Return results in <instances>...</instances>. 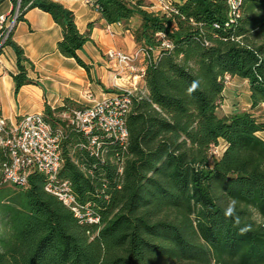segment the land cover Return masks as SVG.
Instances as JSON below:
<instances>
[{"label":"trees","instance_id":"obj_1","mask_svg":"<svg viewBox=\"0 0 264 264\" xmlns=\"http://www.w3.org/2000/svg\"><path fill=\"white\" fill-rule=\"evenodd\" d=\"M90 1L108 25L139 22L132 33L146 70L125 116L127 140L99 135L100 147L91 146L61 118L83 106L45 104L43 118L62 135L58 181L96 221L75 218L45 191L42 174L0 181V264H264V120L252 112L264 111V0H242L232 23L226 0H173L168 13L148 11L145 0ZM35 8L60 27L57 51L89 74L77 55L89 29L81 33L52 0H20L17 23ZM12 34L3 48L16 56V93L36 82ZM232 77L247 82L250 108L221 117ZM220 145L221 155L211 154ZM232 197L239 227L223 216Z\"/></svg>","mask_w":264,"mask_h":264},{"label":"crops","instance_id":"obj_2","mask_svg":"<svg viewBox=\"0 0 264 264\" xmlns=\"http://www.w3.org/2000/svg\"><path fill=\"white\" fill-rule=\"evenodd\" d=\"M52 1L73 13L81 33L89 29L90 41L77 51L78 57L88 66L89 74L74 59L63 57L57 51L61 29L52 17L37 8L28 10L23 20L16 24L12 40L33 65V69L26 65L27 76L36 83L24 85L15 93L11 77L17 72L15 53L8 46L0 52V113L10 125L25 114H42L45 104L58 108L64 105L65 100H70L88 107L93 101L86 98V93H92L94 100L114 94L117 92L113 88L115 66L106 58L107 52L116 50L130 54L138 47L132 33L139 25L137 19H132L127 28L118 24L108 25L94 5H87L83 0ZM11 10L10 0H0V15H8ZM147 10L155 11L153 7ZM233 78L237 77L229 79ZM121 82L128 83L125 80ZM140 86L144 89L143 82ZM247 94L249 98V90ZM69 109L74 107L66 110ZM255 111L258 109L252 112L255 114Z\"/></svg>","mask_w":264,"mask_h":264},{"label":"built area","instance_id":"obj_3","mask_svg":"<svg viewBox=\"0 0 264 264\" xmlns=\"http://www.w3.org/2000/svg\"><path fill=\"white\" fill-rule=\"evenodd\" d=\"M172 1L153 0L152 7L155 12L168 13L171 11ZM241 1L226 0L229 23L239 16ZM19 2L17 0L12 13L0 15V52L17 24ZM83 2L92 5L90 0ZM106 58L115 66L113 79L116 82L113 88L117 92L100 100H94L92 93L88 92L86 98L93 101L92 105L82 109H69L61 114V118L89 138L90 145L96 148L100 147L99 135L118 140L122 144L126 142L125 116L130 109L131 98L136 94L138 85L143 82L147 53L141 47L130 54L110 50ZM227 79L229 78L226 81ZM121 80L127 81V85L119 84L118 81ZM61 138V133L53 130L42 114H25L14 125H10L0 113V181L23 185L30 173L42 174L46 180L44 189L47 193L55 196L75 218L94 222L96 218L82 214L83 208L71 192L69 183L58 181L62 166ZM217 149H212L211 154L215 155Z\"/></svg>","mask_w":264,"mask_h":264},{"label":"rangeland","instance_id":"obj_4","mask_svg":"<svg viewBox=\"0 0 264 264\" xmlns=\"http://www.w3.org/2000/svg\"><path fill=\"white\" fill-rule=\"evenodd\" d=\"M153 0H145V3L152 7ZM149 7V8H150ZM157 9V7H155ZM119 84H125V82H118ZM127 85V83L125 84ZM143 91L140 84L137 87V94H141ZM247 83L240 78L227 79L226 87L222 95V100L217 109V114L221 117L229 116L236 112L247 111L250 108V101L247 94ZM255 114L260 119L264 120V111L258 109ZM223 146L220 145L216 150V157H219L222 153Z\"/></svg>","mask_w":264,"mask_h":264},{"label":"clouds","instance_id":"obj_5","mask_svg":"<svg viewBox=\"0 0 264 264\" xmlns=\"http://www.w3.org/2000/svg\"><path fill=\"white\" fill-rule=\"evenodd\" d=\"M200 86L199 80H194L190 86L186 89L187 95L191 96ZM240 202L237 198L232 197L229 199L227 206L223 210V216L226 220H231L234 227H239L241 218L237 211V205ZM250 230V226L240 228L241 233Z\"/></svg>","mask_w":264,"mask_h":264}]
</instances>
